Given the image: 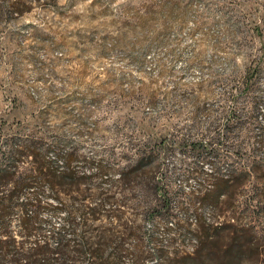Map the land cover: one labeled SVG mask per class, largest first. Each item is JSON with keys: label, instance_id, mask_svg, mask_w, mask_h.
Masks as SVG:
<instances>
[{"label": "rangeland", "instance_id": "obj_1", "mask_svg": "<svg viewBox=\"0 0 264 264\" xmlns=\"http://www.w3.org/2000/svg\"><path fill=\"white\" fill-rule=\"evenodd\" d=\"M28 1L26 12L0 18L3 145L41 140L54 168L95 176L79 193L61 195L64 205L94 207L106 191L117 202L84 225L75 214L67 260L173 264L197 251L226 264L237 239L243 264H264V216L251 218L243 207L252 186L264 196V173L236 190V210L230 197L213 203L216 178L252 165L246 153L264 121V0ZM256 65L255 84L243 91L245 70ZM231 112L245 129H224ZM193 143L204 151L180 147ZM27 162L11 165L14 181L33 173ZM155 189L166 203L152 216ZM41 200L48 209L56 203L47 193ZM19 217L9 219L8 233L20 264L35 243L48 245L40 258L50 264L66 260L51 238L63 212L43 210L41 231L30 238ZM252 225L255 233L234 231ZM79 243L83 254L72 248Z\"/></svg>", "mask_w": 264, "mask_h": 264}, {"label": "trees", "instance_id": "obj_2", "mask_svg": "<svg viewBox=\"0 0 264 264\" xmlns=\"http://www.w3.org/2000/svg\"><path fill=\"white\" fill-rule=\"evenodd\" d=\"M30 4L31 1L28 0H0V18H7L11 15L19 16L28 10ZM256 66L245 70L243 91H249L255 84L259 65ZM257 104L258 103L254 104V110L249 117V119H255V121L257 118ZM240 120V117H238L235 112L227 114L225 117L224 129L227 130L229 128L230 132L235 129H245L244 126L246 125V122ZM255 140V147L248 149L246 153L247 155H251L252 165H250V167L244 168V170L241 171L234 169L224 179L216 178L218 191L215 194L213 201L214 204L219 201L221 197H230L233 202L234 210H236L238 208L235 207L237 202V196L235 193L236 190L245 186L253 178H257L260 173H264V152L262 153V149L264 148V121L262 125L259 124L257 126V135ZM41 142V140L40 142L31 140L27 141V143H22L19 140L14 142L4 141L3 145L0 135V264H6L5 258L9 255L12 257L9 258L10 264H20L21 259L13 255V252L16 254L18 253L17 250L19 249V244L13 237H10L8 233L9 219L15 212L20 213L19 228L25 238L33 237L34 234H38L41 231V227L39 225V215L43 210H49L51 211V214L63 212L65 223L60 229L51 235V238L55 241L57 248H60L59 252L62 257L66 258L65 256L67 254L63 250L68 251V247L71 245L66 240L64 241V237L71 234L75 235V231L77 229V225L74 223L75 214L79 216L83 224L87 216H95L98 214L100 212V207L102 208L104 204L114 205L117 203L114 195H111L109 191L99 193L101 201L94 207H85L84 209L77 207L74 209L72 206H67L64 205V203H61V195L79 193L82 185L87 183V181H91V179L95 176L83 175L79 177L76 176L73 171H69V169L59 171L54 168L50 162L46 161L48 149L45 148ZM180 147L192 154H199L204 151V147L197 143H193L191 145H180ZM3 149L4 151H2ZM70 155H72V153L62 154V158L68 159ZM16 160H23V162L28 161L32 164L33 173H30L31 175L26 176V178L14 181V172L11 171V165ZM66 161L70 164L69 160ZM140 166L141 162H137L135 168L130 172V174L137 173L140 170ZM97 169L98 167L96 166L95 170ZM97 175L100 174L98 173ZM8 185L11 186L8 190H6ZM153 192L157 198L156 202H158V204L154 205L149 215L155 216V214L160 213V211H158L159 206L164 207L166 198L165 195L157 189ZM45 193H47V198H50L52 202H56L53 207L49 204V208L51 209L43 207L42 205L41 197L44 196ZM243 204L244 212L251 218L259 219L264 216V196L259 194V188L257 186H252V189L247 192L246 200ZM230 228L234 229V225H230ZM257 228V226L252 225L247 229L234 231H236V234L243 235L242 233L245 234L253 231L255 233ZM36 244L38 243H35V245L31 248L32 254L30 259L25 260L24 264H50L49 259L40 258L41 256L45 257L51 252H49V249L47 248L48 245L45 243H43L42 246ZM76 246L79 249H76L73 245L72 248L74 251L83 254V250L80 249L82 244L79 243ZM242 248L243 245H239L237 239L231 241L230 246H228L226 250L229 256L226 264H243L245 260L243 259L244 252L242 251ZM93 251L95 252L97 249H94ZM192 255L193 256L187 255L180 261L173 262V264H212L215 259H211L210 256L202 258L200 255L199 257V252L197 251ZM197 257L199 259H197ZM67 261L72 263H67ZM55 262H57V260H55ZM61 262V264H74V261L71 259L67 260V258ZM87 264L97 263L93 260L88 261Z\"/></svg>", "mask_w": 264, "mask_h": 264}]
</instances>
